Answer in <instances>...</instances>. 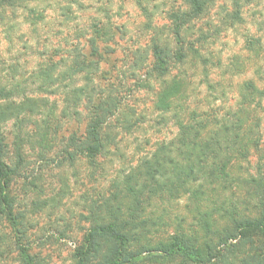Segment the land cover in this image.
Masks as SVG:
<instances>
[{
  "label": "rangeland",
  "instance_id": "374dc122",
  "mask_svg": "<svg viewBox=\"0 0 264 264\" xmlns=\"http://www.w3.org/2000/svg\"><path fill=\"white\" fill-rule=\"evenodd\" d=\"M207 1L206 14L184 37L193 41L200 30L209 33L210 63L219 61L222 67L208 65V75L202 65L191 62L174 70L173 76L187 75L189 84L184 96L175 98L173 110L161 111L157 106L161 82L151 80L147 73L154 65V43L175 50L169 14L177 9L186 11L183 0H144L142 5L137 0H0V84L24 86L22 96L12 100L16 106L30 100L38 113H45L44 106H54L51 130L57 132L51 141L53 150L44 159L40 148L26 147L22 151L24 163L18 167L15 133L19 129L24 136L32 134L44 116L35 109L32 113L27 110L17 122L2 124L6 162L17 173L8 195L23 236L18 238L13 224L0 213V264H25L22 249L35 264H75L74 255L90 229L91 209L101 207L115 194L119 182L151 158L159 145L175 140L179 133L177 113L184 120L193 112L224 119L242 109L245 84L254 82L264 90V0ZM237 1L242 5V22L232 26L233 21L226 19L235 12ZM95 24L107 30L99 38L98 71L87 80L86 74L73 76L70 70L77 62L91 60ZM249 37L259 41L253 52L246 47ZM53 65H58L56 71ZM237 66L240 70L232 72ZM64 73L65 83H53V78ZM76 90L83 93L74 102ZM98 102L111 111L107 112L103 135L110 136L113 143L95 166L85 159L71 163L61 152L72 136L84 135L92 106ZM261 102L263 108L254 114L260 119L264 145V99ZM250 160L252 166L257 165L259 155L252 154ZM246 167L244 163L242 173ZM242 177L246 178V173ZM235 191L242 195L245 189L238 190L236 185ZM230 193H214L213 198L220 200ZM187 198L189 195L159 203L155 211L164 214L166 208L172 216L187 215L192 223V204ZM253 214L259 218L258 212ZM256 241L264 245V238ZM226 255L232 264H242L243 256ZM170 261L158 264L182 263Z\"/></svg>",
  "mask_w": 264,
  "mask_h": 264
},
{
  "label": "trees",
  "instance_id": "16d2710c",
  "mask_svg": "<svg viewBox=\"0 0 264 264\" xmlns=\"http://www.w3.org/2000/svg\"><path fill=\"white\" fill-rule=\"evenodd\" d=\"M143 1L137 0V3L142 5ZM183 1L186 11L177 9L169 14L176 40L175 50L170 51L154 43V65L147 73L151 80L155 78L161 82L157 103L161 111L173 110L175 98L184 96L189 84L187 75L173 76L174 70L182 69L191 62L194 66L202 65L208 75V65L216 69L222 67L219 61L210 63L209 33L207 35L200 30L199 37L193 41L184 37L194 23L206 14L209 1ZM235 7L233 15L228 14L226 19L233 21L232 26L242 22L241 3L235 2ZM106 30L99 28V24L92 27V61L77 62L70 70L73 76L86 74L85 78L89 80L98 71V43ZM246 47L248 51H254V47H259V41L249 37ZM57 66L53 65L52 70L56 71ZM240 68L237 66L232 72ZM66 73L53 78V83H65ZM21 88L24 86L20 84L11 88L0 84V213L13 224L18 238L23 235L18 216L14 214L13 200L8 195L17 173L6 162L7 147L1 127L11 120L17 122L27 110L31 113L37 110L30 100L20 106L13 104L14 97L22 96ZM82 93L83 90L73 91V101L76 102ZM261 99H264V90L249 82L241 95L242 109L227 118H211L193 112L184 120L177 113L179 133L175 140L159 145L151 158L143 160L125 180L119 182L115 194L101 207L91 209V216L88 217L90 229L74 255L75 264H158L171 262L170 259L182 260L180 264H232L226 254L243 256L242 264H264V245H257L256 241L257 237L264 238V145L259 130L260 119L254 114L256 109L263 108ZM44 109L45 113L36 111L44 119L36 125L32 134L24 136L18 129L19 125L15 124L18 131L13 147L18 167L24 163L22 151L26 147L31 150L40 148L43 159L53 150L51 141L57 132L51 130L50 117L56 109L54 106L51 109L44 106ZM91 110L84 135L79 138L72 136L61 152L71 163L85 159L95 166L97 158L113 143L110 136L105 138L103 135L108 124L107 112L111 111L99 102ZM252 154L259 155L255 166L250 160ZM244 163L249 171L242 173ZM251 167L256 173H251ZM244 173L246 178L242 177ZM236 185L238 190L245 189L243 196L236 193ZM229 192V197L213 198L214 193L226 195ZM188 195L187 200L192 204V223L187 221V215L172 216L166 208L164 214L156 213L159 203H172ZM254 211L260 214L258 219L253 218ZM215 216L219 220H214ZM187 222L188 230L183 227ZM22 254L25 264H35L24 249Z\"/></svg>",
  "mask_w": 264,
  "mask_h": 264
}]
</instances>
